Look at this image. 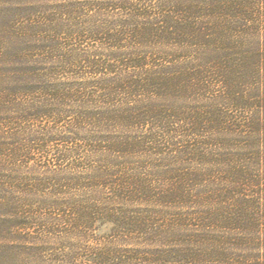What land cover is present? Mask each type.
<instances>
[{"label":"trees","instance_id":"16d2710c","mask_svg":"<svg viewBox=\"0 0 264 264\" xmlns=\"http://www.w3.org/2000/svg\"><path fill=\"white\" fill-rule=\"evenodd\" d=\"M56 244L264 264V0H0V264Z\"/></svg>","mask_w":264,"mask_h":264},{"label":"rangeland","instance_id":"374dc122","mask_svg":"<svg viewBox=\"0 0 264 264\" xmlns=\"http://www.w3.org/2000/svg\"><path fill=\"white\" fill-rule=\"evenodd\" d=\"M56 129H59L58 126H56ZM67 244V243H66ZM65 245H60V244H56V245H52L50 246V249L52 248L53 252L52 254L55 255V258L58 259L57 261H51V257H44L43 259L45 260V264H64L63 259H64V251H65Z\"/></svg>","mask_w":264,"mask_h":264}]
</instances>
